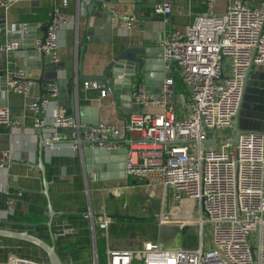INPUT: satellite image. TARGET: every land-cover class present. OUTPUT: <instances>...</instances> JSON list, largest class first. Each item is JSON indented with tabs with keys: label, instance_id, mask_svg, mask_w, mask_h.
<instances>
[{
	"label": "built area",
	"instance_id": "2783aa9c",
	"mask_svg": "<svg viewBox=\"0 0 264 264\" xmlns=\"http://www.w3.org/2000/svg\"><path fill=\"white\" fill-rule=\"evenodd\" d=\"M45 0H0V8L8 11L22 2ZM44 38L36 39L35 51L59 64V32L63 26L74 25L56 4ZM67 0L63 5L66 7ZM218 0H205V11L185 30L165 36V71L162 95L154 98L143 84L133 90L134 101L142 113L129 117L123 127L99 123L85 126L79 113L56 107L53 124L43 115L49 104L57 101L59 89L55 82L47 87L46 96L36 98L32 111L39 117L35 127L51 132V141L61 142V132L70 133L72 147L81 155L89 149L127 151L128 178L138 187L160 194L162 208L156 225L161 233L167 226L183 228L191 222L175 220L174 212L185 201L200 209L198 223L212 229L211 246L202 241L194 250L165 251L158 242H146L142 250H116L108 247L105 264H264V132H246L237 146L226 144L221 149L205 147L213 132L232 128L244 90V79L252 61L264 64V3L253 7L247 2L233 1L223 14L216 9ZM172 0H160L154 14L169 23ZM127 31L135 18L123 16ZM78 27V24H75ZM19 40L0 44V53L11 55L21 49ZM231 61L226 74L225 60ZM181 80L187 96L178 111L176 79ZM8 91L28 97L34 82L23 68L7 74ZM87 89L108 95L101 81L85 82ZM181 115H180V114ZM21 123L13 119L8 107L0 106V126L12 129ZM86 129V130H85ZM233 129V128H232ZM1 137V133H0ZM228 140L224 141L227 142ZM219 143L220 142L218 139ZM3 167V164L1 165ZM90 202V191L86 189ZM127 207V206H124ZM183 210L178 213L180 218ZM93 243V264H101L98 251L99 229L109 242V231L115 219L104 210L100 222L91 206L88 210ZM137 229H140V221ZM203 238V235H202ZM11 264H49L12 257Z\"/></svg>",
	"mask_w": 264,
	"mask_h": 264
},
{
	"label": "crops",
	"instance_id": "0c3cea01",
	"mask_svg": "<svg viewBox=\"0 0 264 264\" xmlns=\"http://www.w3.org/2000/svg\"><path fill=\"white\" fill-rule=\"evenodd\" d=\"M67 1L65 7L64 0H56L58 7L74 24L60 29V62L56 70L44 71L35 51L24 48L22 40L20 50L11 55L0 53V87L6 83L4 78L14 68L25 69L34 82L28 97L8 91L7 107L13 119L21 125L16 129L0 126V159L8 162L3 167L0 163V229L28 232L54 244L64 264H93V243L87 217L90 202L97 222H100L104 210L115 219L109 231V242L99 230L105 245L104 258L108 247L116 250L138 249L133 248L134 242L141 244L140 240L144 246L148 240L139 236L140 230L135 223L142 219L140 211L134 207L130 209L128 204L129 197L141 188L125 175L127 151L125 147L111 151L90 149L84 150L81 155L73 149L71 134L66 131L61 132V142L54 143L51 132L35 127L39 117L32 111L31 104L36 98L46 96L48 84L53 79L60 92L57 101L51 102L43 115L48 125L53 124L56 107L62 106L70 112L77 111L85 126L104 123L123 127L131 115L143 112L133 99V90L138 84H143L154 98L161 97L164 81L169 77L165 71L161 41L173 31L185 30L204 13L205 0H172L168 24L154 14L158 0H111L106 4V11L96 6L92 16L88 14L92 0ZM233 1L237 0H218L217 13H225ZM240 1L253 7L264 3V0ZM53 6L51 1L45 0L18 3L8 11L0 8V23L35 25L24 32H36L37 39H41L45 37L44 29L52 18ZM123 16L135 18L130 31L121 19ZM10 41L4 39L1 43ZM81 47L84 48L82 54ZM128 49H144L142 56L146 60L141 73L133 78L132 89L123 90L118 95L108 91V95L102 98L99 91L87 89L85 82H81L72 94L69 93L71 81L79 75V59L83 62V76L103 77L108 65ZM46 60L50 63L48 58ZM225 70L227 75L231 73V61L228 59L225 60ZM114 71H109V78L113 79ZM174 76L180 109L181 100L187 92L177 75ZM42 78L47 84L41 87L39 81ZM240 125L245 132H264V64H254L240 112ZM42 145L44 173L37 169ZM45 180L49 185L48 195ZM93 196L98 199L97 204H94ZM50 206L55 212L57 224L66 221L72 226L70 237L64 238L62 234L52 236L48 227ZM167 227L159 232L161 239ZM125 235L128 239L126 244L118 243V239ZM97 247L99 251V244ZM12 257L48 262L46 254L32 244L0 237V264H11Z\"/></svg>",
	"mask_w": 264,
	"mask_h": 264
},
{
	"label": "water",
	"instance_id": "95a60500",
	"mask_svg": "<svg viewBox=\"0 0 264 264\" xmlns=\"http://www.w3.org/2000/svg\"><path fill=\"white\" fill-rule=\"evenodd\" d=\"M111 0H92L91 4L88 6V14L92 16L93 10L96 6H100L103 11H106V4L110 3ZM160 0L157 1V4L154 6V9L159 5ZM160 20H164L163 16H160ZM31 26L35 25H8L6 22L2 21L0 23V44L4 39L8 40H22L23 46L26 49H32L35 51V41L37 39L36 32H24L26 28H31ZM88 28L90 29V24L88 25ZM48 30V27H45V35ZM91 31V30H90ZM29 34V35H28ZM83 47H81V54L83 52ZM144 49H128L123 51L120 55L116 57V59L108 65L106 68V71L103 75V77H85L82 75V67L83 62L82 59H79L78 61V68H79V75L71 81V86L69 89V93L72 94L74 91V88L78 86L81 82H92V81H101L104 82L108 86V91L112 95H118L121 94L123 90H130L132 89L133 85V78L136 74H140L143 67L146 64L145 58H143L142 53H144ZM36 56L40 59L41 67L44 71L46 70H56L58 67V64L54 63H48L46 58L43 55L38 54L35 51ZM254 62L252 61L250 67L248 68L246 77L244 79V90H243V97L241 101V105L239 108V111L237 115L234 118L233 123V136L232 139L228 140L224 143L218 142L217 132H213V138L211 140L205 141L203 144L205 147L209 146H215V147H221L226 144H229L231 146H237L240 137L246 133L240 125V112L242 109L243 99L244 95L249 83L250 75L253 71ZM115 70L112 73L113 79L109 78V71ZM140 76V75H139ZM6 83L0 87V106L7 107V99H8V88H7V77L4 78ZM52 79L50 81L53 82ZM39 84L41 87L47 82L44 78H42L39 81ZM60 92V91H59ZM44 145V144H43ZM43 145L40 149V160L39 165L37 166V169L41 170L44 173V159H43ZM0 163L2 164H8V162L0 159ZM48 189L49 185L48 182L45 180V190L46 195H48ZM52 207L50 206V214H51V220L48 223V227L50 228L52 232V236L62 234L65 237H70L72 234V226L68 224L66 221H60L58 224L55 220V215ZM0 237L1 238H8V239H16L20 241H24L27 243L32 244L33 246L37 247L41 251H43L47 258L49 264H64L56 250V247L54 244H49L45 242L44 240L28 233V232H15L11 230L6 229H0Z\"/></svg>",
	"mask_w": 264,
	"mask_h": 264
},
{
	"label": "rangeland",
	"instance_id": "374dc122",
	"mask_svg": "<svg viewBox=\"0 0 264 264\" xmlns=\"http://www.w3.org/2000/svg\"><path fill=\"white\" fill-rule=\"evenodd\" d=\"M180 112V109L178 108ZM180 114V113H179ZM181 115V114H180ZM83 125H86L83 123ZM86 130V129H85ZM233 129L225 128L218 131V139L220 142H224L226 140L232 139ZM221 149V147H218ZM85 150H90L86 147ZM125 175L127 176L126 172ZM134 192V191H133ZM123 193V192H122ZM121 197V196H116ZM160 194L158 192L141 188L136 190L133 196H130L128 199V204L130 209L134 207L138 209L140 212L139 215L142 217L140 221V231L139 236H143L144 239H148L146 242H158L159 239V231L156 225L157 217L161 211L162 204L161 199L159 198ZM113 202V200H110ZM94 204H97L98 199L93 196ZM182 211L181 215H185V217L180 218L178 213ZM175 220H184L191 222L189 225H185L183 228L180 226H168L165 231L162 233L161 239V249L165 251H174V250H194L198 248L203 241L205 247H208V244L213 240V233L210 226L205 225L203 228V238L201 235V226L198 223L200 217V209H193V203L190 201H185L181 205L178 206L177 212H174ZM137 223V221L135 222ZM130 235V234H129ZM98 236V244H99V257L100 263L105 264V245L103 243V237L100 236L99 229L97 230ZM102 237V238H101ZM112 238V237H111ZM137 238V236H136ZM106 243V239H104ZM128 239L124 236H121V239H118V243H123L124 245ZM141 244L136 242L133 243V248H138L142 250L144 248L142 242L139 240Z\"/></svg>",
	"mask_w": 264,
	"mask_h": 264
},
{
	"label": "trees",
	"instance_id": "16d2710c",
	"mask_svg": "<svg viewBox=\"0 0 264 264\" xmlns=\"http://www.w3.org/2000/svg\"><path fill=\"white\" fill-rule=\"evenodd\" d=\"M40 262H45V261H40Z\"/></svg>",
	"mask_w": 264,
	"mask_h": 264
}]
</instances>
